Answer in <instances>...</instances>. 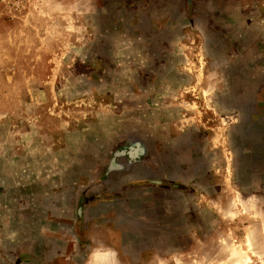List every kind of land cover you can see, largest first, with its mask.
Masks as SVG:
<instances>
[{
  "label": "rangeland",
  "instance_id": "rangeland-1",
  "mask_svg": "<svg viewBox=\"0 0 264 264\" xmlns=\"http://www.w3.org/2000/svg\"><path fill=\"white\" fill-rule=\"evenodd\" d=\"M102 253L264 264V0L0 6V264Z\"/></svg>",
  "mask_w": 264,
  "mask_h": 264
},
{
  "label": "bare ground",
  "instance_id": "bare-ground-1",
  "mask_svg": "<svg viewBox=\"0 0 264 264\" xmlns=\"http://www.w3.org/2000/svg\"><path fill=\"white\" fill-rule=\"evenodd\" d=\"M92 257L94 260L93 261L94 264H110L111 263V259L107 256V254L106 255L96 254V255H93Z\"/></svg>",
  "mask_w": 264,
  "mask_h": 264
},
{
  "label": "built area",
  "instance_id": "built-area-1",
  "mask_svg": "<svg viewBox=\"0 0 264 264\" xmlns=\"http://www.w3.org/2000/svg\"><path fill=\"white\" fill-rule=\"evenodd\" d=\"M24 0H0V6L5 4L11 6L14 9L21 7V4Z\"/></svg>",
  "mask_w": 264,
  "mask_h": 264
},
{
  "label": "crops",
  "instance_id": "crops-1",
  "mask_svg": "<svg viewBox=\"0 0 264 264\" xmlns=\"http://www.w3.org/2000/svg\"><path fill=\"white\" fill-rule=\"evenodd\" d=\"M92 218H86V220H91ZM82 219H80V225L82 224L81 221ZM84 220V219H83ZM107 253H102V255H106ZM96 255V254H95ZM107 256L111 259V255L110 254H107ZM61 261V263L60 264H63L66 260H60ZM66 264H69V263H67V262H65Z\"/></svg>",
  "mask_w": 264,
  "mask_h": 264
}]
</instances>
